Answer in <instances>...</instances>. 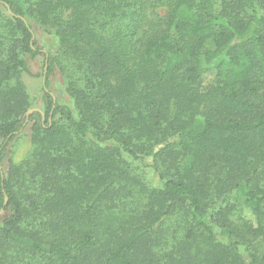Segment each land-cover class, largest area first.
Masks as SVG:
<instances>
[{
  "label": "trees",
  "instance_id": "obj_1",
  "mask_svg": "<svg viewBox=\"0 0 264 264\" xmlns=\"http://www.w3.org/2000/svg\"><path fill=\"white\" fill-rule=\"evenodd\" d=\"M26 123L0 264H264V0H0V161Z\"/></svg>",
  "mask_w": 264,
  "mask_h": 264
},
{
  "label": "rangeland",
  "instance_id": "obj_2",
  "mask_svg": "<svg viewBox=\"0 0 264 264\" xmlns=\"http://www.w3.org/2000/svg\"><path fill=\"white\" fill-rule=\"evenodd\" d=\"M36 45L40 51L54 53L56 51L57 43L53 35L43 32L36 25H32ZM42 64L43 58L37 55L33 59H28L29 74H23L21 81L27 93L34 99L36 110L42 106ZM50 91L58 96L61 103L69 104V99L63 92L62 83L59 75L54 74L50 76ZM31 123H26L25 132L21 137L15 139L8 145L5 157L0 161V171L4 174L8 168L10 161L20 160L28 151L30 144L27 138L28 130ZM150 182L155 184V179L150 178ZM2 214V213H0Z\"/></svg>",
  "mask_w": 264,
  "mask_h": 264
},
{
  "label": "water",
  "instance_id": "obj_3",
  "mask_svg": "<svg viewBox=\"0 0 264 264\" xmlns=\"http://www.w3.org/2000/svg\"><path fill=\"white\" fill-rule=\"evenodd\" d=\"M3 6L6 8L7 10V13L10 15V16H13V14L11 13V11L8 9L7 5L6 4H3ZM42 86H44V77H42ZM54 100V98H53ZM32 111H37V110H29L26 115H28L29 113H31Z\"/></svg>",
  "mask_w": 264,
  "mask_h": 264
}]
</instances>
